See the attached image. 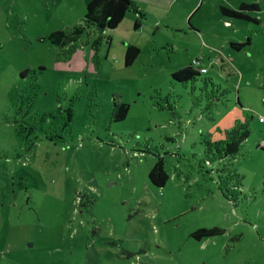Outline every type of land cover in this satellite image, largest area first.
Segmentation results:
<instances>
[{"label": "rangeland", "instance_id": "1", "mask_svg": "<svg viewBox=\"0 0 264 264\" xmlns=\"http://www.w3.org/2000/svg\"><path fill=\"white\" fill-rule=\"evenodd\" d=\"M90 1L0 0V264H264V0H131L105 31ZM243 3L258 22L222 15Z\"/></svg>", "mask_w": 264, "mask_h": 264}, {"label": "trees", "instance_id": "2", "mask_svg": "<svg viewBox=\"0 0 264 264\" xmlns=\"http://www.w3.org/2000/svg\"><path fill=\"white\" fill-rule=\"evenodd\" d=\"M133 3L131 0H91L87 5V12L84 18V25L86 28H97L100 31L105 30H114L119 27V25L125 19L127 13L131 9ZM221 13L223 16L228 18H234L239 20L246 21H255L258 22L257 19L250 17L247 12H258L259 6L258 4H242L241 7L237 10L231 9L229 7H221ZM138 27V26H136ZM250 44V39L246 43L234 44L231 46L240 51L244 46ZM140 55V50L135 46H129L127 48L126 56H125V65L130 67L136 61L138 56ZM21 75L24 77L26 75L25 72H22ZM202 75L198 68H195L192 65L183 68L172 74V79L178 83H188L197 81V79ZM211 97L213 99H217L215 93H212ZM129 105L119 103L116 104V113L114 114V121L121 122L126 119L129 112ZM231 136L227 137L226 141L220 144H208L211 148H215L217 151L219 158L222 157H231L234 158L241 151L243 143L250 136L251 130L248 126L241 127ZM165 161L163 158H159L152 170L149 173V179L157 188H164L169 181V175L165 169ZM241 180V177L238 174H235V179L231 176L229 177L230 184L233 183L235 189L238 188V195H241L240 184H238V180ZM228 186V185H227ZM242 187V186H241ZM226 189V185L223 187ZM225 231L219 227L214 228H200L192 233V237L201 241L206 238L215 237L219 235H223Z\"/></svg>", "mask_w": 264, "mask_h": 264}, {"label": "built area", "instance_id": "3", "mask_svg": "<svg viewBox=\"0 0 264 264\" xmlns=\"http://www.w3.org/2000/svg\"><path fill=\"white\" fill-rule=\"evenodd\" d=\"M193 66H194L195 68H198L202 74H206V73H207V69L201 67V60H200V59H197V60L193 63ZM259 122H260V123H264V118L261 117V118L259 119ZM260 147H261V148H264V142L260 145Z\"/></svg>", "mask_w": 264, "mask_h": 264}, {"label": "crops", "instance_id": "4", "mask_svg": "<svg viewBox=\"0 0 264 264\" xmlns=\"http://www.w3.org/2000/svg\"><path fill=\"white\" fill-rule=\"evenodd\" d=\"M244 4V3H243ZM226 23H228V22H226ZM192 65V64H191ZM264 124V123H263Z\"/></svg>", "mask_w": 264, "mask_h": 264}]
</instances>
